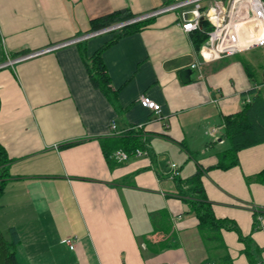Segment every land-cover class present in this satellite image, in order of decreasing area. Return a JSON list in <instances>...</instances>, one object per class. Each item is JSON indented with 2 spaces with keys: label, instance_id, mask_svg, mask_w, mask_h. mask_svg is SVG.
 Listing matches in <instances>:
<instances>
[{
  "label": "crops",
  "instance_id": "crops-1",
  "mask_svg": "<svg viewBox=\"0 0 264 264\" xmlns=\"http://www.w3.org/2000/svg\"><path fill=\"white\" fill-rule=\"evenodd\" d=\"M173 1L0 0V65L16 60L0 68V143L10 159L0 230L9 238L17 229L19 264H251L237 232L222 230L219 243L199 231L177 197L173 163L183 180L205 170L215 216L235 222L264 264V143L239 151L237 166L217 167L230 147L224 118L261 82L264 48L204 62L202 78L193 71L184 83L181 72L201 61L194 31L181 28L189 4L103 52L117 92L109 98L93 87L85 59L113 34L74 42L91 33L92 19L122 10L140 17ZM142 96L161 111L143 107ZM112 124L149 155L119 162L113 151L109 163Z\"/></svg>",
  "mask_w": 264,
  "mask_h": 264
},
{
  "label": "trees",
  "instance_id": "trees-1",
  "mask_svg": "<svg viewBox=\"0 0 264 264\" xmlns=\"http://www.w3.org/2000/svg\"><path fill=\"white\" fill-rule=\"evenodd\" d=\"M174 2V1H173ZM130 10L116 11L108 15H104L90 21L91 31L96 32L110 27L113 24L126 22L135 19ZM154 18L134 22L122 27L119 31L113 32V37L99 48L91 57L85 59V66L89 74L91 83L94 88L100 89L106 96L111 98L116 96L110 76L107 72L103 61V52L109 47L115 45L122 37L128 36L140 31L142 28L149 25ZM212 29L210 24L205 20L201 29L194 31L192 41L197 53L206 40L207 33ZM251 96V101L245 103L243 109L234 115L224 118L225 136L229 141V149L221 152L217 167L227 170L239 164V151L264 143V88L250 89L245 96ZM1 108V98H0ZM135 133V131H129ZM78 142L65 144L63 147L69 148L75 146ZM142 143L136 136L131 134L126 137H115L114 139L106 140L103 145V152L108 162L111 163V153L119 149L127 152H133L135 149L143 148ZM10 159L6 150L0 143V197L3 193V183L8 176V165ZM205 170L199 167L197 172L188 179L183 180L179 175L175 178L177 197L190 208L196 215L199 224L198 229L201 232L211 236V240L222 242L221 231H235L239 234L242 241L246 243L245 253L249 257L251 264L260 263L263 261L258 258L261 250L256 248L248 238H244L241 234L238 225L230 220L218 219L215 216L213 206L209 201L203 186L202 178ZM264 181V171L259 175ZM260 222L255 221L254 230L260 229ZM20 244V236L16 228H9V238H7L0 230V264H19L17 259V247Z\"/></svg>",
  "mask_w": 264,
  "mask_h": 264
},
{
  "label": "built area",
  "instance_id": "built-area-1",
  "mask_svg": "<svg viewBox=\"0 0 264 264\" xmlns=\"http://www.w3.org/2000/svg\"><path fill=\"white\" fill-rule=\"evenodd\" d=\"M205 2L206 4H204ZM189 4H192V9L189 11L183 10L182 16L186 12H192L194 19L183 20L181 23L182 30L185 33L199 30L202 27L201 21L204 22L205 20L212 27L207 33L208 39L199 53L201 61H197L191 65V69L198 72L199 79L202 78L201 65L204 62L234 56L255 48H264V0H177L147 15H142L126 22L116 23L103 30L76 37L74 42L79 43L103 33L112 34L115 31H119L125 25L154 18L163 13L180 10ZM36 54L38 52L30 54L27 57ZM15 61L8 56L7 60L0 65V68L13 66ZM262 87H264V73L261 82L253 85L252 89H260ZM250 101L249 97L245 99V103H249ZM140 104L157 113L161 111V106L147 96L141 97ZM142 128L143 125H139L130 130L135 131ZM214 132L211 134L213 135ZM126 133L127 131L118 130L114 124L111 125L112 136L123 137ZM143 155H149V152L144 149H135L133 152L119 149L114 152L113 158L119 162H124L132 156L141 157ZM171 168L173 170L171 178L175 179L179 175L177 165L173 163L171 164ZM63 243L69 245L71 248L74 247L73 239H65Z\"/></svg>",
  "mask_w": 264,
  "mask_h": 264
},
{
  "label": "water",
  "instance_id": "water-1",
  "mask_svg": "<svg viewBox=\"0 0 264 264\" xmlns=\"http://www.w3.org/2000/svg\"><path fill=\"white\" fill-rule=\"evenodd\" d=\"M184 18L186 20H193L194 19V14L192 12H187V13H185ZM201 23L203 24V21H201ZM192 73H193V70L192 69H185V70H183L181 72V74H180V77H181L182 81L184 83L189 82L191 80Z\"/></svg>",
  "mask_w": 264,
  "mask_h": 264
}]
</instances>
